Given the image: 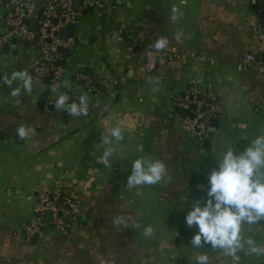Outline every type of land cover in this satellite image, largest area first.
<instances>
[{
	"label": "crops",
	"instance_id": "0c3cea01",
	"mask_svg": "<svg viewBox=\"0 0 264 264\" xmlns=\"http://www.w3.org/2000/svg\"><path fill=\"white\" fill-rule=\"evenodd\" d=\"M258 0H96L68 35L65 72L51 89L3 78L27 72L36 50L27 43L0 50V264H264L249 252L251 238L264 249V219L242 223L239 260L220 248H195L184 216L204 202L207 176L229 148L237 153L264 136V35L256 29ZM173 8L177 12L173 13ZM6 7L0 2V33ZM167 38V45L154 47ZM30 47V48H29ZM174 50L148 72L145 54ZM29 50L35 52V56ZM254 63L242 68V57ZM100 84L87 94L73 74ZM188 86L210 92L223 115L210 145L186 136L171 112V99ZM19 89L18 95L12 90ZM46 96H43V94ZM97 102L81 117L56 108ZM33 129L20 139V126ZM119 128L122 140L111 136ZM106 148L112 149L106 165ZM137 158L161 161L156 184L128 186ZM61 189L78 204V223L67 234L26 231L34 197ZM158 206L164 208L158 209ZM151 226L152 234L144 230Z\"/></svg>",
	"mask_w": 264,
	"mask_h": 264
},
{
	"label": "built area",
	"instance_id": "2783aa9c",
	"mask_svg": "<svg viewBox=\"0 0 264 264\" xmlns=\"http://www.w3.org/2000/svg\"><path fill=\"white\" fill-rule=\"evenodd\" d=\"M0 2L7 9L3 18L4 27L0 33V50L5 46L14 49L21 43H27L32 50H36V59L30 64L28 71L32 78V86L43 89L48 84H57L65 72L64 52L71 50L75 44L74 38L70 35L63 40L60 37L61 31L68 29L69 32L75 27L83 11L92 9L96 0H0ZM37 2H43V5L39 6ZM74 4H77L76 8ZM255 14L257 17L255 27L264 35V0H258ZM32 20H36L34 32L29 30V22ZM163 41L166 46L167 38ZM145 56L148 59L145 63L148 72H152L157 59L179 57L174 50L163 49ZM253 63V57H242L243 69ZM259 70L263 72L264 66H260ZM73 75V79L83 86L85 93L99 97L100 84L97 81L83 72H76ZM73 101L78 103L75 99L71 102ZM96 104L97 102L87 104V109ZM170 105L171 112L174 113L184 134L199 144H202L207 139V134L212 131L210 122L218 121L223 115L215 97L195 86H188L172 97ZM78 218L77 202L70 197L62 196L61 189L58 188L34 197L26 231L31 237L39 236L45 230L67 234L69 229L78 223Z\"/></svg>",
	"mask_w": 264,
	"mask_h": 264
},
{
	"label": "clouds",
	"instance_id": "9594fccd",
	"mask_svg": "<svg viewBox=\"0 0 264 264\" xmlns=\"http://www.w3.org/2000/svg\"><path fill=\"white\" fill-rule=\"evenodd\" d=\"M173 13L177 9L173 8ZM164 41L158 40L154 47L163 48ZM4 83L11 85L13 80L22 81L25 90L32 87V78L25 72H13L11 78L4 77ZM19 89L12 90V95H18ZM68 103L67 110L73 116L87 114V99L79 97V102H68V97L61 93L56 102V108H63ZM33 129L20 126L17 136L25 138ZM111 136L122 140L119 128L111 130ZM112 154L111 148H106L102 159L108 164ZM166 171L161 161H147L137 158L131 164L130 174L126 178L128 186L152 185L161 181ZM264 219V136H257L250 141L249 146L237 153L229 148L220 157L217 166L207 176V189L204 202L193 203L184 216V223L189 227L195 226L196 231L191 237V245L199 248L202 244H209L212 248L224 250L226 255L238 261L237 252L241 249V225L253 224ZM145 236L152 234L151 226L144 230ZM250 253L257 256L264 254L254 240L244 241ZM197 264H208V255L201 254Z\"/></svg>",
	"mask_w": 264,
	"mask_h": 264
},
{
	"label": "water",
	"instance_id": "95a60500",
	"mask_svg": "<svg viewBox=\"0 0 264 264\" xmlns=\"http://www.w3.org/2000/svg\"><path fill=\"white\" fill-rule=\"evenodd\" d=\"M37 4H38L39 6H40V5L42 6V5H43V2H37ZM74 7L76 8V7H77V4H74ZM35 26H36V20H32V21L29 22V30H30L31 32H34ZM68 33H69V32H68V29H64V30L61 31L60 37H61L63 40H66L67 37H68ZM67 53H68L67 51L64 52V54H67ZM48 58H49V57H48ZM43 96H46V94L44 93ZM216 126H217V121H216V120H213V121L210 122V127H211L212 129H215ZM211 137H212V133L209 132V133L207 134V139L202 143L203 148L207 149V148L209 147ZM46 220H47V221L49 220V214H48V213L46 214Z\"/></svg>",
	"mask_w": 264,
	"mask_h": 264
},
{
	"label": "rangeland",
	"instance_id": "374dc122",
	"mask_svg": "<svg viewBox=\"0 0 264 264\" xmlns=\"http://www.w3.org/2000/svg\"><path fill=\"white\" fill-rule=\"evenodd\" d=\"M29 48H30V47H29ZM29 51H30L31 54H33V55L35 56V52H34V51H32V50H29ZM47 87H48V89H51L52 86L48 84ZM196 144L198 145L199 143L196 142ZM199 145H200V144H199ZM158 209L163 210L164 208H161V207L158 206Z\"/></svg>",
	"mask_w": 264,
	"mask_h": 264
},
{
	"label": "trees",
	"instance_id": "16d2710c",
	"mask_svg": "<svg viewBox=\"0 0 264 264\" xmlns=\"http://www.w3.org/2000/svg\"><path fill=\"white\" fill-rule=\"evenodd\" d=\"M64 59H65V57H64ZM101 86H99V88H100Z\"/></svg>",
	"mask_w": 264,
	"mask_h": 264
}]
</instances>
